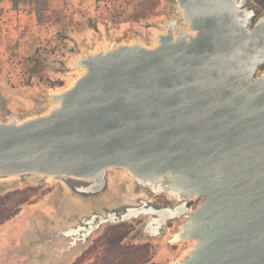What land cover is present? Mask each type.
Masks as SVG:
<instances>
[{
    "label": "water",
    "instance_id": "95a60500",
    "mask_svg": "<svg viewBox=\"0 0 264 264\" xmlns=\"http://www.w3.org/2000/svg\"><path fill=\"white\" fill-rule=\"evenodd\" d=\"M171 1L152 44L86 42L71 85L0 119V181L59 182L102 222L146 216L147 238L180 218L169 264H264V12Z\"/></svg>",
    "mask_w": 264,
    "mask_h": 264
},
{
    "label": "rangeland",
    "instance_id": "374dc122",
    "mask_svg": "<svg viewBox=\"0 0 264 264\" xmlns=\"http://www.w3.org/2000/svg\"><path fill=\"white\" fill-rule=\"evenodd\" d=\"M3 1H0L2 9ZM45 1L46 5L41 8L48 21L37 22L39 31L34 24L11 19L7 13L0 17L2 120L6 119L7 113L24 117L35 110H43L42 94L69 86L78 71H66L64 66L74 55L75 48L84 47L86 42L97 43L101 36L105 40L110 36L118 38L119 42H128L138 33L142 34L143 41L152 44L151 33L160 29L157 24L173 14L171 0H101L87 2L82 7L76 6L74 0H59V3L51 5ZM17 9L28 12L32 3L22 1ZM34 59L39 61L40 68L37 73L29 75L27 69ZM261 71H264V65L259 67ZM0 186V199L10 193L23 192L27 195L18 212L0 224V264H22L23 254L18 248L32 220L54 209V199L59 191L62 195L70 191L59 182L49 181H0ZM145 220L146 216H141L102 224L101 229L91 235L87 245L62 264H100L106 253L103 237L114 227L125 233L123 243L146 245L144 256L149 257L146 264L175 262L189 246L188 241L174 243L170 240L181 219L167 221L166 230L160 238H147L139 233L138 229Z\"/></svg>",
    "mask_w": 264,
    "mask_h": 264
},
{
    "label": "flooded vegetation",
    "instance_id": "af4514ba",
    "mask_svg": "<svg viewBox=\"0 0 264 264\" xmlns=\"http://www.w3.org/2000/svg\"><path fill=\"white\" fill-rule=\"evenodd\" d=\"M106 192L114 193V190L106 189ZM58 194L54 199V209L39 214L25 233L18 248L23 254L22 264H62L82 250L102 224L108 223L91 215L84 199L76 193L70 191L62 195L59 191ZM181 197L193 202L187 195ZM152 201L156 206H174L178 203L163 194L153 196Z\"/></svg>",
    "mask_w": 264,
    "mask_h": 264
},
{
    "label": "trees",
    "instance_id": "16d2710c",
    "mask_svg": "<svg viewBox=\"0 0 264 264\" xmlns=\"http://www.w3.org/2000/svg\"><path fill=\"white\" fill-rule=\"evenodd\" d=\"M1 1V0H0ZM12 7L17 8L20 2L32 3V9L35 11L36 19L38 23H45L44 14L42 12V5H46L45 0H10ZM3 9L0 6V14ZM39 61L34 59L33 63L27 69L29 75L35 74L39 70ZM264 63L261 65L263 66ZM17 195V197H15ZM27 195L23 192L18 194H7L0 199V224L5 220L14 216L19 206L25 202ZM11 201L12 204L8 205L7 202ZM125 237L123 231L117 228H112L109 233H106L103 237V242L106 246V253L102 258L100 264H146L149 262V257L144 256L146 253V245L126 244L122 242Z\"/></svg>",
    "mask_w": 264,
    "mask_h": 264
},
{
    "label": "crops",
    "instance_id": "0c3cea01",
    "mask_svg": "<svg viewBox=\"0 0 264 264\" xmlns=\"http://www.w3.org/2000/svg\"><path fill=\"white\" fill-rule=\"evenodd\" d=\"M48 4H57L60 1L59 0H47ZM28 4V3H27ZM4 8L2 13L0 14V17H2L5 13H7V17H10L11 19H19V21H21L22 23H27L29 22L31 25L34 24V26L37 28V30H40V25L37 24V19H36V14L35 11L33 9H31L30 11H22L21 9H17V8H11V1L10 0H4L3 4ZM27 13V14H25ZM28 17V18H27ZM45 25L42 26V28ZM72 82V81H71ZM70 82V83H71ZM8 107L13 110L11 108L10 105H8Z\"/></svg>",
    "mask_w": 264,
    "mask_h": 264
},
{
    "label": "built area",
    "instance_id": "2783aa9c",
    "mask_svg": "<svg viewBox=\"0 0 264 264\" xmlns=\"http://www.w3.org/2000/svg\"><path fill=\"white\" fill-rule=\"evenodd\" d=\"M74 1L76 6L82 7L83 5H86L87 2L95 3V2H100L101 0H74ZM246 6L255 8L257 14H261L264 12V0H247Z\"/></svg>",
    "mask_w": 264,
    "mask_h": 264
},
{
    "label": "bare ground",
    "instance_id": "6f19581e",
    "mask_svg": "<svg viewBox=\"0 0 264 264\" xmlns=\"http://www.w3.org/2000/svg\"><path fill=\"white\" fill-rule=\"evenodd\" d=\"M69 85H71V84H69Z\"/></svg>",
    "mask_w": 264,
    "mask_h": 264
}]
</instances>
